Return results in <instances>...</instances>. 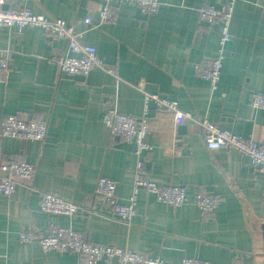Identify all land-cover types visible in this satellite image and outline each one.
Segmentation results:
<instances>
[{"label": "crops", "instance_id": "obj_1", "mask_svg": "<svg viewBox=\"0 0 264 264\" xmlns=\"http://www.w3.org/2000/svg\"><path fill=\"white\" fill-rule=\"evenodd\" d=\"M1 1V10L28 9L72 25L80 43L95 48L103 67L87 76H59L52 56L65 50L64 39L38 27L0 28V57H10L0 77V130L7 115L46 121L48 127L43 142L0 134V164L21 160L34 167L27 185L0 195V264H81L75 255L41 250L38 239L51 225L169 264L184 258L264 264V176L236 150L207 149L196 123L185 122L173 133L156 104L145 103V94L155 95L196 120L264 142V110L250 104L251 93L264 94V11L258 5L264 0L235 1L215 90L195 74L196 64L218 54L219 39L218 26L202 21L199 10L222 9L226 0H158L159 11L151 16L132 3L112 2L116 22L96 27L83 22H99L97 5L103 0ZM112 108L149 118L151 148L140 158L152 182L184 189L182 206L173 208L141 189L136 213L124 223L93 195L101 177L116 183L120 204L133 192L135 146L104 125L102 115ZM198 192L218 198L213 215L200 212ZM45 193L76 203L78 212H41ZM21 231L33 234L30 243L19 241Z\"/></svg>", "mask_w": 264, "mask_h": 264}, {"label": "built area", "instance_id": "obj_2", "mask_svg": "<svg viewBox=\"0 0 264 264\" xmlns=\"http://www.w3.org/2000/svg\"><path fill=\"white\" fill-rule=\"evenodd\" d=\"M236 0H226L222 9L206 5L199 10V17L209 26H218V54L202 63L195 65V74L198 78L207 81L212 90H215L221 76L224 47L230 39L229 26L233 16ZM97 5L99 22L93 24L91 18L84 20L86 27H96L114 24L117 20V8L110 3H132L143 14L148 16L158 13L160 2L158 0H103ZM2 1L0 0V5ZM259 7L264 11V2H259ZM38 27L46 36L62 38L66 41L63 52L54 53L52 61L57 66L59 76L80 75L87 76L95 68H102V61L97 57L95 48L80 43L79 36L72 25L66 24L61 19L52 18L44 14H35L28 9L1 10L0 28ZM9 56L0 57V77L9 69ZM140 89V88H139ZM153 102L161 112L163 120L170 122L174 133L178 126L185 122L196 123L203 137L204 145L209 150H236L246 156L252 168L264 176V142H255L244 139L232 132L221 130L217 125L207 120H196L189 113L179 110L177 105L167 99L155 95L145 94V103ZM250 104L253 108L264 110V94L251 93ZM102 121L112 136L133 143L136 156L133 192L127 204H120L116 197V183L108 178H98L93 195L99 200L101 206L115 218L124 223H130L136 213L137 192L145 190L153 195L157 201L176 208L185 202L184 189L177 186L164 187L150 180L140 154L150 150L146 138L153 132L152 123L144 113L141 116L121 114L115 108L109 109L102 115ZM46 121H29L7 115L1 122L0 134L2 136L19 138L25 141L43 142L47 138ZM155 131V129H154ZM34 173V167L25 161L7 160L0 164V195L8 197L20 185H27ZM218 198L206 192H198L195 204L203 215H213L217 207ZM40 211L50 216H74L79 206L69 200L60 198L51 193L41 196ZM33 234L26 231L19 233L21 243H30ZM38 244L43 252H56L72 254L81 259V264H169L161 260L152 259L143 253L123 250L114 246L95 244L90 242L83 234L56 225H51L49 231L38 239ZM178 264H208L204 261L184 258ZM238 264V263H234Z\"/></svg>", "mask_w": 264, "mask_h": 264}]
</instances>
